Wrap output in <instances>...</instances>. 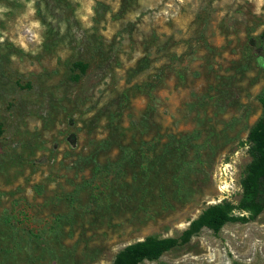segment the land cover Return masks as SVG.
Returning a JSON list of instances; mask_svg holds the SVG:
<instances>
[{
	"label": "rangeland",
	"instance_id": "374dc122",
	"mask_svg": "<svg viewBox=\"0 0 264 264\" xmlns=\"http://www.w3.org/2000/svg\"><path fill=\"white\" fill-rule=\"evenodd\" d=\"M263 32L261 0H0V264H113L147 236L175 242L137 264H264V209L234 207Z\"/></svg>",
	"mask_w": 264,
	"mask_h": 264
},
{
	"label": "trees",
	"instance_id": "16d2710c",
	"mask_svg": "<svg viewBox=\"0 0 264 264\" xmlns=\"http://www.w3.org/2000/svg\"><path fill=\"white\" fill-rule=\"evenodd\" d=\"M262 35H264V32ZM86 66L87 64L82 61L73 63V67L77 68L80 73L85 71ZM73 77L77 79L79 73H75ZM260 100L263 105V111L261 117L247 136L250 160L244 167L240 178L241 199L234 206L248 211L253 216L264 209V91ZM232 207L229 202L209 207L198 219L191 223L187 232L188 235L202 226H206L214 233H217L222 225L232 218L229 214ZM174 242L175 240L171 238L158 239L147 236L144 240L130 244L120 250L115 256L113 264H137L143 259L157 260ZM232 264L242 263L233 262Z\"/></svg>",
	"mask_w": 264,
	"mask_h": 264
},
{
	"label": "clouds",
	"instance_id": "9594fccd",
	"mask_svg": "<svg viewBox=\"0 0 264 264\" xmlns=\"http://www.w3.org/2000/svg\"><path fill=\"white\" fill-rule=\"evenodd\" d=\"M261 3H264V0H261Z\"/></svg>",
	"mask_w": 264,
	"mask_h": 264
}]
</instances>
